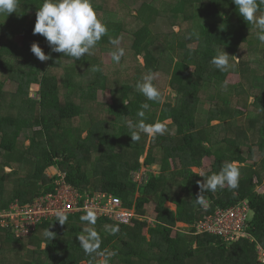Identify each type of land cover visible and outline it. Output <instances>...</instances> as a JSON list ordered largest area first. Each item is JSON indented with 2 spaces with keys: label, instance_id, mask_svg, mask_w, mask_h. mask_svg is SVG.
I'll list each match as a JSON object with an SVG mask.
<instances>
[{
  "label": "trees",
  "instance_id": "16d2710c",
  "mask_svg": "<svg viewBox=\"0 0 264 264\" xmlns=\"http://www.w3.org/2000/svg\"><path fill=\"white\" fill-rule=\"evenodd\" d=\"M91 2L108 32L79 60L50 49L51 58L42 62L31 52L34 42L47 43L33 35L43 0H18L16 12L0 14V213L15 202L25 206L56 193L58 177L48 172L57 168L82 194H114L138 215L154 203L156 227L146 235L143 221L129 226L97 218L94 227L104 255H88L77 239L87 226L80 221L83 213L68 215L64 225L45 221L22 237L0 220V264H262L256 249L257 244L264 248V190H258L264 182V43L257 39L259 30L243 19L233 0H150L135 14L124 0ZM161 20L168 30H156ZM109 37L121 38L125 50L111 73L100 63L101 53L114 50ZM223 51L232 67L222 73L238 76L241 83L233 94L216 100L224 85L213 80L221 71L210 61ZM54 61L64 62L63 67L51 65ZM160 63L172 66L167 84L175 93L173 103L147 101L135 87L151 72L162 92L158 84L165 87L166 76L159 72ZM34 84L40 87L36 97ZM98 91H108L110 103L98 102ZM143 103L149 108L142 109ZM139 110L145 111V123L161 121L167 132L155 138L141 134L133 143L126 121H138ZM45 125L52 127L46 131ZM145 151L144 164H158L160 172L150 173L139 187L131 173L140 168ZM204 158L210 161V168L200 172L205 177L218 173L224 162H237L240 171L236 189L201 194L206 208L195 203L197 181L204 178L193 170L202 167ZM242 199L251 208L246 237L228 243L208 233L172 235L178 222L192 225L216 206ZM105 225H118L119 231L111 235ZM46 229L55 232L52 240L43 235Z\"/></svg>",
  "mask_w": 264,
  "mask_h": 264
},
{
  "label": "clouds",
  "instance_id": "9594fccd",
  "mask_svg": "<svg viewBox=\"0 0 264 264\" xmlns=\"http://www.w3.org/2000/svg\"><path fill=\"white\" fill-rule=\"evenodd\" d=\"M233 3L243 19L259 30L257 39L264 43V15L257 16L259 6L264 4V0H233ZM17 5L18 0H0V14H7L8 16L16 12ZM107 32V26L98 17L91 0H43L41 6L37 9L36 22L33 28V35H42L52 52L62 53L75 60H79L85 54H90L101 38L107 35ZM121 42L119 37H109V43L114 46L111 59L116 63H119L125 55L124 48L120 46ZM31 52L42 62L51 58L50 54L46 55L39 44L35 42L31 45ZM210 63L221 72H226L232 67L229 62V54L225 51L217 52ZM156 78L154 73L149 72L136 83L135 87L147 101L157 102L162 105L164 103L163 94L153 83ZM141 108L148 109L149 104L143 103ZM136 115L139 118L138 121H126L133 143L141 139V134L149 138H155L167 132L166 124L161 121L151 124L145 123L144 110H139ZM198 175L204 179L203 181H197L200 194L196 197L195 203L206 208L208 202L201 194L204 192L214 193L218 188L236 189L239 184L240 171L237 162L232 161L222 163L218 173L207 177L203 173ZM54 215L60 225L66 224L68 213L64 208L56 209ZM97 218V211L92 207H86L84 214L80 216V221L86 223L87 226L84 227L83 234L77 235V239L80 247L88 255L99 253L102 243V238L94 227ZM105 231L115 235L119 231V226L105 225ZM54 233L46 229L43 235L47 239L52 240L55 237ZM99 254L104 255L103 253ZM111 255H115V253L113 252Z\"/></svg>",
  "mask_w": 264,
  "mask_h": 264
},
{
  "label": "built area",
  "instance_id": "2783aa9c",
  "mask_svg": "<svg viewBox=\"0 0 264 264\" xmlns=\"http://www.w3.org/2000/svg\"><path fill=\"white\" fill-rule=\"evenodd\" d=\"M51 177H58L55 181L56 193L39 196L33 203L25 206L15 202L9 211L0 213L2 223L12 227L19 237L33 234L45 221L56 219L54 212L58 208H64L70 215L84 214L86 207H92L97 211L98 218H108L124 225H132L133 221L137 220L136 211L126 208L114 194L93 191L82 194L68 183L67 174L60 170ZM147 180L148 178H143L141 182ZM250 210L248 200H237L230 206H216L213 213L206 214L192 225L186 226L192 234H213L231 243L247 236ZM257 247L258 261L264 264V248L259 245Z\"/></svg>",
  "mask_w": 264,
  "mask_h": 264
},
{
  "label": "rangeland",
  "instance_id": "374dc122",
  "mask_svg": "<svg viewBox=\"0 0 264 264\" xmlns=\"http://www.w3.org/2000/svg\"><path fill=\"white\" fill-rule=\"evenodd\" d=\"M145 1H150V0H124L127 8L129 9V11L132 14H135L136 13V8L142 2H145ZM179 27L180 26L176 24V25L173 26V29L177 31L179 29ZM156 30L166 31V30H168V25L163 20H161V21H159V24L156 26ZM141 39H143V37ZM17 41L22 43L23 42V35H18L17 36ZM39 46L42 48V50L45 52L46 55L49 54L50 47H49L48 43H39ZM111 53L112 52H103L100 55V63L103 66L110 68L109 69V73L113 72V69H115L116 66H118V64L120 63V62L116 63V62H114L111 59ZM138 61L143 63V60H142L141 56L138 57ZM69 62H73V61L70 60ZM69 62H68L69 67H71V65L73 63H69ZM63 64H64V62H62V61H54V62H52L51 65H61L62 66ZM171 67L168 64H166V63H160L159 66H158L159 72L162 75L167 77V80H166V77H164L165 78V87H161V85L158 84V86H160V89H162V94H163L165 103H173L175 101V93L170 88V86H168V84H167L168 83V78H169V75H170V72H171ZM111 68H113V69H111ZM189 71H194V67L190 66L189 67ZM213 78H214L213 80L215 82H221L224 85V86H221L219 88V90L216 92V94H217L216 95V100L228 95L229 93L233 94L234 93L233 92L234 89L237 88L240 85V83H241L240 82V78L238 76L231 75V74H225V73H222V72H215L213 74ZM161 82L163 83L162 79H161ZM10 86H11V83L9 82L8 83V87H10ZM39 88L40 87L37 84H34L32 86L31 92H32L33 96L36 97V96L39 95L38 94V89ZM97 101L100 102V103H103V104L110 103V95H109L108 91H98V93H97ZM253 102H254V99L250 98L249 99V105H251ZM210 104L213 105V103H210ZM238 109H240L243 112H247V110L244 109L241 106V104H239ZM86 120H87V118H86ZM167 123H170V121H167ZM240 123H243V117H242V121H240ZM212 124L215 125L216 123H212ZM51 127H52L51 125H45L44 129L46 131H48V130L51 129ZM85 136H87V134H85ZM0 143H1V137H0ZM30 145H31L30 142L26 141V147H29ZM147 150H148V146L146 148V151ZM146 151L140 157V162H141L140 168L137 169V170L132 171V173H131V178L134 181L137 182V185L139 187L143 186V184L146 182V181L141 182V180L143 178H148L150 173L158 174L160 172V166L158 164H155V165H145L144 164V159L146 157ZM260 152H261L262 155H264V143L260 147ZM249 163H251V162H249ZM202 164L203 165H202L201 168H193V170L195 172H199L200 173V172H203V171L208 170L210 168V161H209L208 158H204ZM6 170H7V172L11 171V169H6ZM57 171H58L57 168H52L51 170H49L48 173H49V175H53L54 176V175H56ZM258 190H259V192L264 190V182L258 186ZM165 204H166L167 207H169V208L171 207L172 210L175 209V204L174 203L166 202ZM133 210H134V207H133ZM136 218H137V220L143 221V222L148 224V227L145 228V230H144V233L146 235H148V229L156 227V221H155V217H154V203L146 204V213L143 214V215H136ZM186 225H188V224H185V223H182V222H180V223L178 222L176 224V226L174 227V229H173L172 235L175 236L178 231L189 232L188 231L189 228ZM257 245H256V248H258ZM44 247H46V246H44ZM258 255H259V253H258ZM99 264H104V260H101Z\"/></svg>",
  "mask_w": 264,
  "mask_h": 264
},
{
  "label": "crops",
  "instance_id": "0c3cea01",
  "mask_svg": "<svg viewBox=\"0 0 264 264\" xmlns=\"http://www.w3.org/2000/svg\"><path fill=\"white\" fill-rule=\"evenodd\" d=\"M193 168H195V167H193ZM197 168V167H196ZM171 208V207H170Z\"/></svg>",
  "mask_w": 264,
  "mask_h": 264
}]
</instances>
